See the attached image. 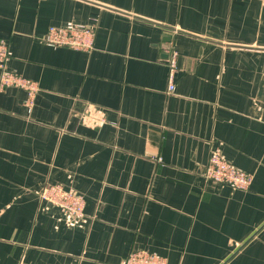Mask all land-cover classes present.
Returning a JSON list of instances; mask_svg holds the SVG:
<instances>
[{
	"label": "crops",
	"instance_id": "crops-1",
	"mask_svg": "<svg viewBox=\"0 0 264 264\" xmlns=\"http://www.w3.org/2000/svg\"><path fill=\"white\" fill-rule=\"evenodd\" d=\"M83 26L88 50L53 47ZM0 264H264V0H0ZM178 52L174 89L165 63ZM219 149L248 191L202 176ZM86 199L67 225L39 191Z\"/></svg>",
	"mask_w": 264,
	"mask_h": 264
},
{
	"label": "built area",
	"instance_id": "built-area-1",
	"mask_svg": "<svg viewBox=\"0 0 264 264\" xmlns=\"http://www.w3.org/2000/svg\"><path fill=\"white\" fill-rule=\"evenodd\" d=\"M44 40L53 47H69L74 50H88L93 45V33L83 26L58 27L48 29ZM10 49L8 42L0 40V87H17L25 90L27 103L32 105L39 87L28 78L11 71L8 67ZM165 63L170 71L169 91L174 89V75L178 70V52L173 45L168 46ZM202 176L213 184L227 186L234 190L248 191L253 183V175L235 167L219 149H214ZM41 201L46 205L60 209L67 225L75 226L87 221L85 213L86 199L73 189L63 185H45L40 191ZM49 207V206H48ZM120 264H168L167 259L144 249L131 250Z\"/></svg>",
	"mask_w": 264,
	"mask_h": 264
},
{
	"label": "rangeland",
	"instance_id": "rangeland-1",
	"mask_svg": "<svg viewBox=\"0 0 264 264\" xmlns=\"http://www.w3.org/2000/svg\"><path fill=\"white\" fill-rule=\"evenodd\" d=\"M3 89H5V88H3ZM43 187H44V186H43ZM43 187H42V188H43Z\"/></svg>",
	"mask_w": 264,
	"mask_h": 264
}]
</instances>
